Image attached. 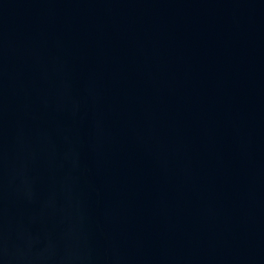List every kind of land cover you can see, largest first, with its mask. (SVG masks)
Segmentation results:
<instances>
[{"label": "water", "instance_id": "obj_1", "mask_svg": "<svg viewBox=\"0 0 264 264\" xmlns=\"http://www.w3.org/2000/svg\"><path fill=\"white\" fill-rule=\"evenodd\" d=\"M0 264H264V0H0Z\"/></svg>", "mask_w": 264, "mask_h": 264}]
</instances>
